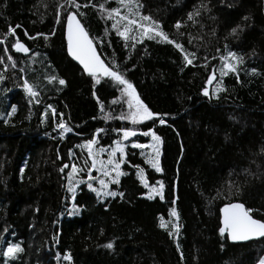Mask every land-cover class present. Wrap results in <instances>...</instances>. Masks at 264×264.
Listing matches in <instances>:
<instances>
[{
  "label": "trees",
  "instance_id": "trees-1",
  "mask_svg": "<svg viewBox=\"0 0 264 264\" xmlns=\"http://www.w3.org/2000/svg\"><path fill=\"white\" fill-rule=\"evenodd\" d=\"M77 3L103 60L157 115L141 123L120 119L129 113L123 86L102 76L97 84L68 57L64 20L76 9L65 0H0V73L6 77L0 82V264H54L56 254L66 253L72 264H256L264 238L231 243L219 233V212L241 202L264 220V0H138L140 13L158 21L175 43L157 36L132 44L99 7L113 9L115 1ZM16 25L15 36L8 34ZM16 37L27 54L12 47ZM229 51L243 59H228L235 72L223 71L221 57ZM49 76L57 79L49 82ZM25 79L37 97L23 88ZM13 105L17 111L7 116ZM58 122L71 129L63 138L55 136ZM125 129L153 130L161 138L162 171L127 146L126 174L112 185L124 196L100 201L83 183L73 199L79 214L59 218L68 167L60 169L70 164L69 150L79 157L76 145L95 133V146H110ZM134 166L149 183H163V199L143 197ZM161 217L167 228L160 227ZM9 243L23 251L4 256Z\"/></svg>",
  "mask_w": 264,
  "mask_h": 264
},
{
  "label": "snow or ice",
  "instance_id": "snow-or-ice-1",
  "mask_svg": "<svg viewBox=\"0 0 264 264\" xmlns=\"http://www.w3.org/2000/svg\"><path fill=\"white\" fill-rule=\"evenodd\" d=\"M66 4L71 5L76 11H67V17H66V31H67V51L71 57H73L75 60H77L82 66L84 71H86L90 76L96 78V83L99 84L100 77L109 78L110 80L115 81L118 85L123 86L122 92L126 94L127 96V104L129 108V113L127 116L122 115L120 119H130L133 123H141L143 121L152 120L157 114L153 113L149 107L144 104V102L140 99L139 95L136 93L135 87L132 83H130L125 76L119 71L117 68L116 70H113V68L107 66L104 61L100 58V55H98L96 46L94 44L93 38L90 37L89 32L85 29L84 25L81 23V20L78 19V16H82L83 13H80L78 10L80 9L81 5L77 3V0H65ZM118 3L128 9V12L131 14V17L128 14L121 15L120 8H113V9H107L105 8L104 4L99 5L101 9H104V11L107 13V16L109 19H115V17H119V20L127 21V24L125 25V28L123 31H120L118 29V35L125 37L126 39L130 38L128 37V33L133 30V26L135 28L142 31V34L144 36H148L151 39L156 38L157 36L162 37L164 41H167L169 43H175V41L169 40V37L167 34H165L162 31H158L160 28V23L158 21H155L152 19L151 16H144L139 12V8L142 7L138 3V0H118ZM133 4H135V10L133 9ZM60 7H63L61 5ZM87 7V5H85ZM115 14V16L113 15ZM199 11H196L195 15H199ZM192 13H189V19L192 18ZM135 17H138L135 18ZM245 20L248 18L245 17ZM56 22L61 23V16L59 10L57 11L56 16ZM119 21L116 23H113L112 27L117 28ZM20 25H16L15 28L12 26H9L8 34L15 36L16 28H19ZM177 28L180 27L179 22L176 25ZM240 28L238 25L237 28H233L232 32L236 33L237 30ZM152 35H149V34ZM54 34V32H53ZM25 35H27V32H25ZM43 35V34H37ZM47 39V36L44 37ZM177 48H181L182 46L180 44L175 45ZM12 47L18 51V52H24L28 53L30 49L19 39V37H16V42L12 45ZM135 47V45H133ZM6 50V49H5ZM229 58L236 61L238 63H242L243 59L242 57H238L236 53L229 51L228 55L226 57H221L222 60L227 61ZM8 60H12V56L9 55L7 57ZM188 64L192 63L191 59H187V56L185 57ZM3 62V58L0 57V63ZM7 68V65L5 66ZM12 67H15V62L13 61ZM225 68H227L229 71L235 72L236 71V65L232 63H226L224 65ZM253 72L256 70L253 69ZM226 74V73H223ZM214 76V73H213ZM6 77L3 73H0V82H2ZM49 82H52L57 79L55 76H49L46 77ZM212 77L209 78V82H211ZM59 84L64 85L66 82L63 79H59ZM23 88L27 91V93L35 98L39 95V92L35 90L36 86L34 84L29 83L27 79L24 80ZM204 94L208 95V90H204ZM95 95V93H94ZM39 103V100L36 101ZM51 107L50 105L48 106ZM103 108V106H101ZM17 111L16 107L13 105L11 106V111L8 112L6 115L11 116L13 113ZM47 111V109H46ZM53 113L55 114V110L53 109ZM4 123H8V120L5 119ZM161 124H164L165 121L163 119L160 120ZM58 128L63 129V132L71 131L70 128L67 127V125L63 122L57 125ZM102 131V130H98ZM63 132L61 135H63ZM152 136L153 141L156 142V144H153L151 147L155 151L156 155L155 157H149L147 160V163L151 165L157 172L162 171V169L159 166V149L157 145L160 142V137L156 135V133L152 130L146 131L143 133V135ZM136 133L132 130H123V137L127 139L128 137L135 136ZM86 146L88 148L89 156L92 157V163L91 167L88 169V180H87V186L90 190L94 191L98 197H116L119 195L120 197L124 196L123 192H115L109 190V183L113 184H119L120 182V176L125 175L126 173H123L120 170V165L123 162L122 160H115V156L117 151H119L121 154L124 153V148L121 145H117L116 148L112 149L111 153H109V158L107 163L103 160L99 161L100 170L102 171L104 176H110L112 173H115V175L112 177L110 181H105L104 179L99 180L100 188H94L93 184L91 183L92 180L95 179L91 175L92 169L97 168V159H96V153L93 152L92 146L97 143V140L95 137L93 139L87 140ZM134 147H144L140 144L133 145ZM105 151L104 148H100L99 152L103 153ZM71 155V150H70ZM111 166V167H109ZM69 167V165H64L63 168L60 169L61 172L64 171L65 168ZM138 167V166H137ZM84 171V169L79 168L76 164L71 165V171L68 173L69 177V184L71 185L68 189L69 192L73 193V196L75 195V189L76 184L85 182L83 179L76 180L75 177L81 172ZM143 170L141 169L138 172V175H141ZM141 183L144 184L145 187H149V185L146 183L144 177L141 175ZM160 183V188L156 189L153 187L149 193H147L148 199H153L156 195H159L161 199H163V183ZM173 204H175V200L173 201ZM220 212L222 213L221 223L222 226L219 228V233L221 236H224L225 233H227V237L231 239L232 241H247L254 238H264V220L256 219L253 216L254 210L251 208H248L245 206L244 203L241 202H229L225 204L221 209ZM71 214V213H70ZM171 216L176 217L177 220H179V213L175 208L171 209L170 211ZM161 228H167L168 225L164 222L163 217H161ZM173 229L178 232L179 231V225L173 224ZM169 235H172V232H169ZM107 248H112L113 243L109 242L106 245ZM179 248V245H177ZM23 248L19 243L12 244L9 243L7 249L3 252V255L6 257H14L17 253L22 252ZM59 255V254H58ZM64 259L67 261H71L72 257L70 253H66L64 255ZM257 264H264V257H260L258 259Z\"/></svg>",
  "mask_w": 264,
  "mask_h": 264
},
{
  "label": "rangeland",
  "instance_id": "rangeland-1",
  "mask_svg": "<svg viewBox=\"0 0 264 264\" xmlns=\"http://www.w3.org/2000/svg\"><path fill=\"white\" fill-rule=\"evenodd\" d=\"M117 3V7L120 8V10H125L124 12H121V15H124V14H128L130 17H131V14L128 12V9L122 5H120L118 3V0H113ZM135 4H133V9L135 10ZM140 12V11H139ZM115 16V14H114ZM145 16V15H144ZM138 19V17H135ZM119 21L118 23V26H119V30L120 31H123L124 28H125V25L127 24V21H122V20H119V17H115L114 19V22H117ZM121 24V25H120ZM159 31V29H158ZM149 35H152L151 33ZM128 39H126L127 42H130L131 44L134 43V42H141L144 38H149L148 36H144L142 34V31L135 28V26H133V30L130 31L128 33ZM228 63V60L227 61H224V64ZM226 68L223 67V71H225ZM61 122H58V124H60ZM149 131V130H147ZM153 131V130H152ZM55 132V136L58 137V138H63L64 136H66L70 131L68 132H63V129L61 128H58ZM63 132V135H61V133ZM120 140L119 141H116L114 142L112 145L110 146H105V147H97L95 146V144L92 146L93 148V152H95L97 155H96V159H97V168L95 169H92L91 171V175L93 177H95L94 180L91 181V183L93 184V187L94 188H97L99 189L101 186L99 184V180L100 179H104L105 181H110L112 179V177L115 175V173H112L110 176H104L102 171L100 170V165H99V161L100 160H103L105 162V164L107 163L108 161V158H109V153H111L112 149L116 148L117 145H121L123 146L124 148V153L121 154L119 151H117L116 153V156H115V160L119 161V160H122L123 162L121 163L120 165V170L123 172V173H126L125 170L122 168V164L126 161V153H127V146H131L133 148H135L137 151H138V154L144 159V161L147 163V160L149 157H155L156 153L155 151L153 150V148L151 147L153 144H156L155 141H153L152 139V136L149 134L148 136H145L143 135L144 132H135L136 135L135 136H131V137H128L127 139H125L123 137V130H120ZM139 135H142L144 138H146L144 141H140L138 140V136ZM95 137V136H94ZM93 137V138H94ZM90 140V139H88ZM87 140H84L82 142H80L79 144L76 145V148L80 151V155L79 157L76 156L75 154V151L74 150H71V155H70V150H69V157H70V164H69V167H68V172H67V175H66V185H65V190H66V200L67 202H65V205L63 206V209L61 210V212L59 213L60 216H74V215H78L79 214V211H80V208H78L76 205H74V203L72 202L73 200V193L72 192H69L68 189L69 187L71 186L69 184V177H68V173L71 171V165L72 164H76L79 168H82L84 169V171H81L76 177L75 179L76 180H81L83 179L85 182V185L86 187L88 188L87 186V180H88V169L91 167V163H92V157L89 156V153H88V148L86 146V142ZM135 144H140V145H143L144 147H134L133 145ZM158 149H159V158H160V152H161V140L159 142V144L157 145ZM100 148H104L105 151L103 153H100L99 152V149ZM148 164V163H147ZM149 167H151L150 164H148ZM160 166V165H159ZM111 167V166H109ZM134 172H135V176L136 178L139 180V182L141 183V175L144 177L146 183L149 185V187H145L143 183H141L144 188H145V193L143 194V197L147 198V193L150 192V190L155 187L156 189H159L160 188V183L161 182L159 179L156 180L154 183H149L147 181V178L145 176V172H144V169L141 168V167H137V166H134ZM152 169H154L153 167H151ZM143 170L142 174L141 175H138V172L140 170ZM155 170V169H154ZM156 171V170H155ZM157 172V171H156ZM121 177V176H120ZM81 183H78L76 184V189L77 187L80 185ZM113 183H109V190L111 191H115V192H118L117 190L113 189L112 187ZM76 189H75V192H76ZM89 189V188H88ZM90 190V189H89ZM92 191V190H90ZM95 195L96 193L94 191H92ZM163 192V190H162ZM119 193V192H118ZM97 199L100 200V201H103L105 200L106 198H114V197H98L96 195ZM160 198L159 195H156L154 198ZM71 213V214H70ZM59 216V218H60ZM261 257H264V254L261 256ZM54 260H55V263L54 264H72L71 261H67L64 259V255L62 254H56L55 257H54ZM257 264V263H256Z\"/></svg>",
  "mask_w": 264,
  "mask_h": 264
},
{
  "label": "water",
  "instance_id": "water-1",
  "mask_svg": "<svg viewBox=\"0 0 264 264\" xmlns=\"http://www.w3.org/2000/svg\"><path fill=\"white\" fill-rule=\"evenodd\" d=\"M66 17H67V15H66ZM66 17H65V20H64V36H65V40H66V52H67V55H68V57L73 61V62H75L81 69H82V71L85 73V74H88L86 71H84V69H83V66L77 61V60H75L73 57H71L70 55H69V53H68V51H67V31H66ZM78 19H80L79 18V16H78ZM82 23V22H81ZM83 24V23H82ZM85 27V26H84ZM86 29V28H85ZM95 44V43H94ZM96 46V45H95ZM96 50H97V53H98V55H100L99 54V52H98V49H97V47H96ZM24 53V52H23ZM24 54H27V53H24ZM100 58L103 60V58L101 57V55H100ZM104 61V60H103ZM104 63L107 65V63L104 61ZM108 66V65H107ZM227 204V203H226ZM225 205V204H224ZM224 205H222L221 206V208L224 206ZM220 208V209H221ZM221 218H222V213L221 212H219V222H220V224H221V226H222V223H221ZM255 218V217H254ZM257 219V218H256ZM226 236H227V233H226ZM228 238V237H227ZM256 239H259V238H254V239H250V240H247V241H232L231 239H229L228 238V240L231 242V243H245V242H248V241H251V240H256Z\"/></svg>",
  "mask_w": 264,
  "mask_h": 264
},
{
  "label": "bare ground",
  "instance_id": "bare-ground-1",
  "mask_svg": "<svg viewBox=\"0 0 264 264\" xmlns=\"http://www.w3.org/2000/svg\"><path fill=\"white\" fill-rule=\"evenodd\" d=\"M177 250V249H176Z\"/></svg>",
  "mask_w": 264,
  "mask_h": 264
}]
</instances>
